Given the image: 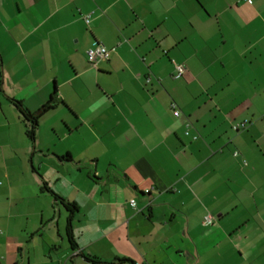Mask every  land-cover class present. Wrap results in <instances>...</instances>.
I'll return each instance as SVG.
<instances>
[{
  "label": "crops",
  "instance_id": "1",
  "mask_svg": "<svg viewBox=\"0 0 264 264\" xmlns=\"http://www.w3.org/2000/svg\"><path fill=\"white\" fill-rule=\"evenodd\" d=\"M252 1L0 0V264H264ZM54 92L31 141L10 98L36 113Z\"/></svg>",
  "mask_w": 264,
  "mask_h": 264
},
{
  "label": "trees",
  "instance_id": "2",
  "mask_svg": "<svg viewBox=\"0 0 264 264\" xmlns=\"http://www.w3.org/2000/svg\"><path fill=\"white\" fill-rule=\"evenodd\" d=\"M10 102L17 108V110L20 112L24 124H25V134L26 136L31 140L34 141L35 137H36V133L38 130V126H39V119H40V115L42 113H45L49 110H52L56 107L58 99L56 97V92H54V94L51 96L50 100L46 103V105H44L41 110V114L36 115V113H31L26 106L19 100H16L14 98H10ZM44 190H46L47 192L53 194V196L55 197V200L57 203L63 205L66 209H68L70 211V214H74L77 212L78 208L76 206L75 203H70L69 201H67L66 199L62 198L61 196L57 195L56 193H54L46 183H44ZM72 216H70V221L68 224V237L70 240V244L73 248L76 247V242L73 238L72 235V231H71V218ZM86 261H88L91 264H115V263H108V262H104L102 261L100 258L95 257V256H90L87 255L85 256ZM128 260L126 259H120L118 260L119 263H124Z\"/></svg>",
  "mask_w": 264,
  "mask_h": 264
},
{
  "label": "built area",
  "instance_id": "3",
  "mask_svg": "<svg viewBox=\"0 0 264 264\" xmlns=\"http://www.w3.org/2000/svg\"><path fill=\"white\" fill-rule=\"evenodd\" d=\"M249 4H252V0H244ZM86 22L90 23V17L88 16L86 18ZM113 50H109L107 49L105 46L103 45H97L95 48L91 49L88 51V60L90 62V64L92 65V67L94 69H98V62L100 60H108L112 54ZM185 71V68L183 65H177L176 66V78H180L183 76ZM175 107V106H174ZM175 116H179L180 115V111L179 110H175L174 111ZM246 126V122L237 125L236 129L240 128V127H245ZM149 192V191H147ZM132 206L135 207V201H131ZM206 223H211L212 222V218L210 216H207L205 219Z\"/></svg>",
  "mask_w": 264,
  "mask_h": 264
},
{
  "label": "water",
  "instance_id": "4",
  "mask_svg": "<svg viewBox=\"0 0 264 264\" xmlns=\"http://www.w3.org/2000/svg\"><path fill=\"white\" fill-rule=\"evenodd\" d=\"M41 112H42V110H40L39 112H37V113H36V115H39V114H41Z\"/></svg>",
  "mask_w": 264,
  "mask_h": 264
},
{
  "label": "rangeland",
  "instance_id": "5",
  "mask_svg": "<svg viewBox=\"0 0 264 264\" xmlns=\"http://www.w3.org/2000/svg\"><path fill=\"white\" fill-rule=\"evenodd\" d=\"M39 111H40V110H38L37 112H39ZM37 112H36V113H37Z\"/></svg>",
  "mask_w": 264,
  "mask_h": 264
}]
</instances>
